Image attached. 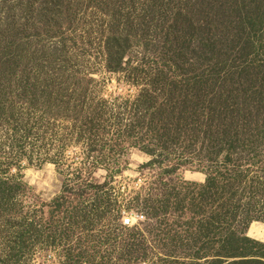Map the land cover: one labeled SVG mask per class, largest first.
Wrapping results in <instances>:
<instances>
[{
  "label": "trees",
  "instance_id": "16d2710c",
  "mask_svg": "<svg viewBox=\"0 0 264 264\" xmlns=\"http://www.w3.org/2000/svg\"><path fill=\"white\" fill-rule=\"evenodd\" d=\"M132 149L158 184L133 198L149 222L123 236L108 220L129 201L114 215L95 175ZM46 163L66 176L49 205L23 179ZM181 167L204 182L171 180ZM255 221L264 0H0V264H264Z\"/></svg>",
  "mask_w": 264,
  "mask_h": 264
},
{
  "label": "rangeland",
  "instance_id": "374dc122",
  "mask_svg": "<svg viewBox=\"0 0 264 264\" xmlns=\"http://www.w3.org/2000/svg\"><path fill=\"white\" fill-rule=\"evenodd\" d=\"M119 88L118 80L113 77L106 86L104 96L108 98L110 95H117ZM122 90L127 93L126 89ZM149 160L150 157L144 152L139 149H132L122 157V164L125 168L121 173L112 175L107 169L102 168L95 175L98 183L105 184L108 182L110 184L109 187L112 189L115 203H117L115 210H113L114 215L119 214L118 210L120 209H118V200L121 201L124 198L125 201H129L126 206L124 205L126 208H129L121 209L119 218L113 220L110 217L108 220L109 222L112 221L114 223L117 234L122 233V231H118V228L121 230V227L123 228V236H126V234L132 231V227H126L122 222L127 215H132L133 217L139 216L140 221L138 223H141V225L143 224L144 227L149 222L146 212H141L140 209L136 208L135 204H133V198H135L140 192L145 194L143 188H155L158 184V178L155 177L157 173H159L158 166H155L153 169L143 168L144 164ZM170 178L175 181L181 180L183 182L203 183L205 175L200 170L181 167L176 170ZM23 179L32 188V193L37 196L40 203L44 205L51 204L52 201L60 196L63 193L66 184L65 174L58 171L56 166L52 163H46L42 166L37 164H26L23 169ZM49 210L50 209L46 206V213ZM151 223H155V221L152 220ZM252 226L254 228V233L250 232ZM248 236L263 242L264 222H253L248 230ZM55 263H57L56 258L45 256L37 257L33 264Z\"/></svg>",
  "mask_w": 264,
  "mask_h": 264
},
{
  "label": "built area",
  "instance_id": "2783aa9c",
  "mask_svg": "<svg viewBox=\"0 0 264 264\" xmlns=\"http://www.w3.org/2000/svg\"><path fill=\"white\" fill-rule=\"evenodd\" d=\"M140 221V217H133L132 215H127L123 220V224L126 227H134Z\"/></svg>",
  "mask_w": 264,
  "mask_h": 264
},
{
  "label": "bare ground",
  "instance_id": "6f19581e",
  "mask_svg": "<svg viewBox=\"0 0 264 264\" xmlns=\"http://www.w3.org/2000/svg\"><path fill=\"white\" fill-rule=\"evenodd\" d=\"M253 226H254V224H253ZM253 226H252L251 229H250V232H252V233H254V228H253Z\"/></svg>",
  "mask_w": 264,
  "mask_h": 264
}]
</instances>
